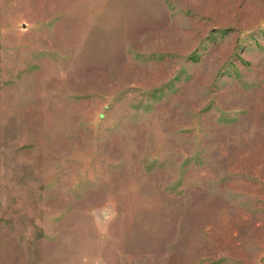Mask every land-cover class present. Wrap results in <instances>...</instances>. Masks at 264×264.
I'll return each mask as SVG.
<instances>
[{"label": "rangeland", "instance_id": "obj_1", "mask_svg": "<svg viewBox=\"0 0 264 264\" xmlns=\"http://www.w3.org/2000/svg\"><path fill=\"white\" fill-rule=\"evenodd\" d=\"M0 264H264V0H0Z\"/></svg>", "mask_w": 264, "mask_h": 264}]
</instances>
